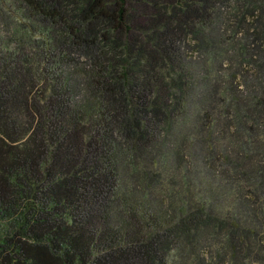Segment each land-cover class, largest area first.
I'll return each instance as SVG.
<instances>
[{"label":"trees","instance_id":"1","mask_svg":"<svg viewBox=\"0 0 264 264\" xmlns=\"http://www.w3.org/2000/svg\"><path fill=\"white\" fill-rule=\"evenodd\" d=\"M0 264H264V0H0Z\"/></svg>","mask_w":264,"mask_h":264},{"label":"rangeland","instance_id":"2","mask_svg":"<svg viewBox=\"0 0 264 264\" xmlns=\"http://www.w3.org/2000/svg\"><path fill=\"white\" fill-rule=\"evenodd\" d=\"M68 69H69V67H67V65H62V67H57L56 68V70H61V71H63V70H66V71H68Z\"/></svg>","mask_w":264,"mask_h":264}]
</instances>
